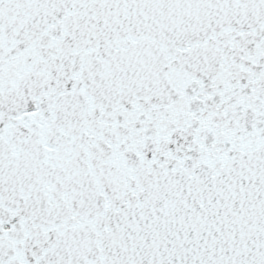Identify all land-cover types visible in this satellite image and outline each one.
<instances>
[{"label": "snow or ice", "instance_id": "1", "mask_svg": "<svg viewBox=\"0 0 264 264\" xmlns=\"http://www.w3.org/2000/svg\"><path fill=\"white\" fill-rule=\"evenodd\" d=\"M0 264H264V0H0Z\"/></svg>", "mask_w": 264, "mask_h": 264}]
</instances>
